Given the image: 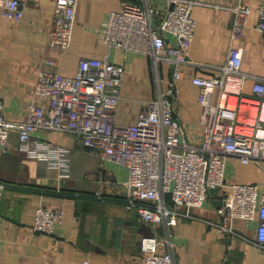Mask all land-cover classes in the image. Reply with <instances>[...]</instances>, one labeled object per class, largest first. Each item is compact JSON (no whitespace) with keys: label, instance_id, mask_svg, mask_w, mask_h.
<instances>
[{"label":"crops","instance_id":"crops-1","mask_svg":"<svg viewBox=\"0 0 264 264\" xmlns=\"http://www.w3.org/2000/svg\"><path fill=\"white\" fill-rule=\"evenodd\" d=\"M20 1L25 5L18 22L0 16L2 117L22 120L30 104L46 106L33 92L39 71L71 74L80 59L106 55L111 63L122 64L126 72L114 123H135L139 110L156 96L157 88L149 57L108 47L102 41V24L110 12L119 11L121 0H77L70 47L63 55L54 52L48 40L54 0ZM151 1L159 14L167 9L164 2ZM195 1L189 64L183 68L173 104L174 116L191 140L198 138L196 124L202 108L192 79L215 75L229 46L242 49L243 72L264 76V34L254 28L264 0ZM238 5L248 6L251 13L241 35L232 39ZM159 21L160 15L153 17L154 28ZM159 73L163 90L168 67L161 63ZM250 87L247 80L244 93L250 94ZM32 137L68 148V173L62 175L54 167L25 158L17 151L16 133L10 132L9 150L0 151V183L7 184L0 193V264H139L140 239L150 235L151 229L124 205L120 182L126 177L125 169L83 147L76 137L50 132H35ZM85 171L87 175H83ZM224 173L221 190H229L233 183L257 184L264 190V174L253 164L242 165L228 158ZM221 190L209 192L206 201L191 208L176 226L159 229V238L168 243L163 250L171 254L174 264H264V251L255 244L258 219L225 222L217 199ZM39 205L63 211L62 222L51 235L32 229ZM220 224L232 233L216 227Z\"/></svg>","mask_w":264,"mask_h":264},{"label":"built area","instance_id":"built-area-1","mask_svg":"<svg viewBox=\"0 0 264 264\" xmlns=\"http://www.w3.org/2000/svg\"><path fill=\"white\" fill-rule=\"evenodd\" d=\"M151 0H121L118 12H110L102 24V41L112 48L126 49L149 57L157 88L156 96L139 110L136 122L116 125L114 113L125 67L108 56L83 58L71 74L39 71L34 95L46 106L30 104L22 120H5L0 103V151L8 149V136L15 132L17 151L25 158L58 169L67 175L70 151L53 142L33 138L35 132L70 135L83 147L125 169L120 182L123 202L151 229L140 239L139 264H174L159 238L161 228L174 227L189 210L202 205L211 190L225 184L228 158L253 164L264 174V76L241 70L242 49L229 46L225 62L215 75L192 79L197 88L201 115L199 135L191 140L186 127L174 116L183 68L189 64L195 21L191 11L195 0H156L167 5L161 14ZM20 0H0V16L18 22L23 15ZM77 0H54L49 46L59 55L69 50ZM232 39L242 32L251 13L246 5L234 9ZM160 15L153 27V17ZM256 30L264 34V10H258ZM52 65L53 62H47ZM168 67L166 88L159 66ZM251 82L250 94L244 84ZM215 99L212 100V96ZM7 184L0 183V193ZM217 199L225 222L258 219L255 244L264 251V190L257 184L233 183ZM63 211L39 205L33 231L51 235L62 222ZM230 233L223 225H216ZM83 263H86L85 261Z\"/></svg>","mask_w":264,"mask_h":264},{"label":"rangeland","instance_id":"rangeland-1","mask_svg":"<svg viewBox=\"0 0 264 264\" xmlns=\"http://www.w3.org/2000/svg\"><path fill=\"white\" fill-rule=\"evenodd\" d=\"M151 2H152V1H151ZM151 2H150V3H151ZM77 167L79 168V166H77ZM84 174H85V175H87V172H86V171H85V172H83V175H84Z\"/></svg>","mask_w":264,"mask_h":264},{"label":"water","instance_id":"water-1","mask_svg":"<svg viewBox=\"0 0 264 264\" xmlns=\"http://www.w3.org/2000/svg\"><path fill=\"white\" fill-rule=\"evenodd\" d=\"M210 192H213V190H211ZM215 192V191H214ZM218 204H219V202H218Z\"/></svg>","mask_w":264,"mask_h":264}]
</instances>
